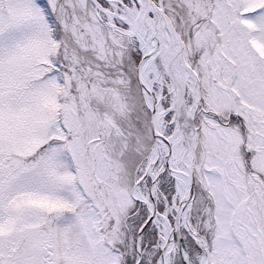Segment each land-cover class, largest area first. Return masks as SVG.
Masks as SVG:
<instances>
[{"label":"snow or ice","instance_id":"6c2138e0","mask_svg":"<svg viewBox=\"0 0 264 264\" xmlns=\"http://www.w3.org/2000/svg\"><path fill=\"white\" fill-rule=\"evenodd\" d=\"M0 264H264V0H0Z\"/></svg>","mask_w":264,"mask_h":264}]
</instances>
